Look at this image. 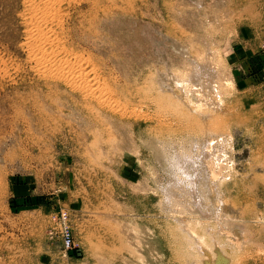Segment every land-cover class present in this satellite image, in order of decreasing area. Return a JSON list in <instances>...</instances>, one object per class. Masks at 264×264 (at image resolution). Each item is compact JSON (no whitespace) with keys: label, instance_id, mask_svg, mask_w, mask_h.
I'll return each instance as SVG.
<instances>
[{"label":"rangeland","instance_id":"obj_1","mask_svg":"<svg viewBox=\"0 0 264 264\" xmlns=\"http://www.w3.org/2000/svg\"><path fill=\"white\" fill-rule=\"evenodd\" d=\"M197 1L0 0V264H196L180 222L199 221L164 204L168 174L158 157L163 142L184 148L182 127L202 126L197 114L207 113L231 138L220 192L241 243L221 240L223 264H264V0H221L224 12L209 25ZM35 15L60 58L96 73L87 85L98 102L60 74L39 72ZM200 40L211 42L227 79L215 98L221 110L155 102V79L184 76L176 51L201 57ZM162 111L173 129L159 135Z\"/></svg>","mask_w":264,"mask_h":264},{"label":"bare ground","instance_id":"obj_2","mask_svg":"<svg viewBox=\"0 0 264 264\" xmlns=\"http://www.w3.org/2000/svg\"><path fill=\"white\" fill-rule=\"evenodd\" d=\"M196 2L198 1L196 0ZM197 10L199 12L202 11L203 18L199 19L200 23L204 22L207 25L215 21L218 23L219 14L224 12H221V0H199V8ZM33 21L37 26L29 34L35 46L31 55L33 62L40 69L39 72H49L50 74L56 72V74H60L64 80L67 79L71 83L70 85L73 88L83 91L88 100L98 102L99 99H97L98 97H96L95 93L97 88L95 87L96 89H94L91 84L87 85L96 79V73L93 75L92 72L93 69L87 70V67L82 66L83 63L79 65L60 58L59 54H56L59 51H55L56 48H59V41L52 37L51 31H44L42 28L45 19L39 20L35 15ZM199 43L203 45L201 57H192L186 48L176 51L178 58L173 61L177 63L176 66L186 71L184 76L167 71L165 75L155 79L158 83L154 82L159 86V91L155 94L157 97L155 102H157V99H160L161 103L165 102L164 100L171 101V99H176L179 102H185L188 108H193L195 111L203 105L209 106L215 111L221 110V101H216L215 98L220 96V83H224L227 79H221L222 72L216 66L214 60V53L217 51L212 49L210 46L211 42L200 40ZM179 70L181 71V69ZM176 90L178 93H175ZM98 91L100 97L105 96V89ZM155 91L157 90L155 89ZM161 92L165 93L161 95ZM104 98L101 99L104 100ZM100 102L103 103L105 101ZM157 107L159 109V106ZM164 112L162 111L157 116L158 118L156 117L157 120L159 118L160 120H166H162V125H165L163 128L160 124L161 126L156 129L155 133L159 135L166 129H168L166 132L173 129L171 123L168 122L169 115H166V112L164 114ZM198 116L201 119L202 126H187L184 124L183 129L181 128L182 144L180 146L184 148L179 149L178 146H173L167 142L162 143V152H159L158 159L168 174V179L161 183L159 188L167 208L177 207L176 205L182 206L189 215L196 216V220L199 221L194 226L202 228V234L196 232L194 226H191L192 223L188 221L180 222L181 230L188 236L187 241L194 246L193 250L197 255L196 264H208L211 261V253L208 255L211 245L213 247L212 252L217 256L216 261L213 260L214 263L223 264L227 263L229 259L221 249V240L223 241V238H225L231 246H238L241 243L239 227L232 224L234 221L228 216V211L223 201V193L221 194L220 192L222 183L229 180L228 177L223 175V172L231 162L229 161L231 158H229L231 138L226 132L216 129L215 123L210 121L211 118L208 113L205 115L197 114ZM208 120L210 123L207 122ZM186 123L188 124L189 122ZM164 135L160 136L161 139H158L161 141L165 137ZM63 213L65 214V212ZM58 225L61 237L63 226H69L68 220ZM225 246L227 247V245Z\"/></svg>","mask_w":264,"mask_h":264},{"label":"built area","instance_id":"obj_3","mask_svg":"<svg viewBox=\"0 0 264 264\" xmlns=\"http://www.w3.org/2000/svg\"><path fill=\"white\" fill-rule=\"evenodd\" d=\"M64 221H67V216L66 214H61V217L59 219V222L62 223ZM61 241L63 248L66 250H69L72 246V238H71V232L69 229V226H63L62 231H61Z\"/></svg>","mask_w":264,"mask_h":264}]
</instances>
